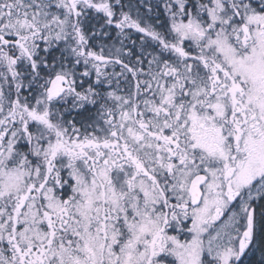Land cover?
I'll return each mask as SVG.
<instances>
[{"label":"snow or ice","instance_id":"obj_1","mask_svg":"<svg viewBox=\"0 0 264 264\" xmlns=\"http://www.w3.org/2000/svg\"><path fill=\"white\" fill-rule=\"evenodd\" d=\"M0 264H264V0H0Z\"/></svg>","mask_w":264,"mask_h":264}]
</instances>
